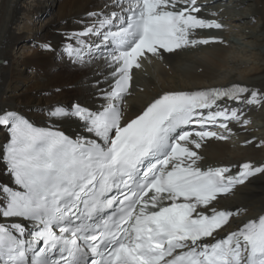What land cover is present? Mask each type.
I'll list each match as a JSON object with an SVG mask.
<instances>
[{
    "label": "snow or ice",
    "instance_id": "6c2138e0",
    "mask_svg": "<svg viewBox=\"0 0 264 264\" xmlns=\"http://www.w3.org/2000/svg\"><path fill=\"white\" fill-rule=\"evenodd\" d=\"M111 3L113 11L88 13L67 46L76 61L109 50L105 104L49 112L78 118L91 137L73 139L17 112L0 113L10 133L0 158L13 177L0 185V264H264V215L221 236L239 210L218 209L219 197L264 166L205 168L194 150L206 138L227 139L210 125L230 132L223 121H240L227 101L264 106V92L240 84L165 92L121 123L133 69L148 54L207 45L216 38L195 33L222 25L204 18L197 0ZM193 124L200 130H185Z\"/></svg>",
    "mask_w": 264,
    "mask_h": 264
},
{
    "label": "bare ground",
    "instance_id": "6f19581e",
    "mask_svg": "<svg viewBox=\"0 0 264 264\" xmlns=\"http://www.w3.org/2000/svg\"><path fill=\"white\" fill-rule=\"evenodd\" d=\"M110 8H113L111 0H0V113L18 110L39 125L56 126L73 135L84 133L83 123L78 118L50 117L49 112L56 108L71 112L74 102L94 109L103 100L100 94L110 81V70L104 57L73 64L59 53L65 43H74L68 37L85 26L90 20L88 13ZM215 9L218 13L203 11L202 15L224 27H231V32L225 30L221 41L172 53L162 52V56L144 60L145 69H135L134 83L126 98L127 118L167 91L240 84L264 92V0H230L229 3L220 2ZM229 12L232 15L227 14ZM254 18L256 21L251 24ZM233 21L242 23L238 25ZM19 22L24 25L19 27ZM199 36L215 37L218 34L210 30ZM240 36L255 40L261 50V64L254 59L248 64L250 60L229 58L231 38L239 43ZM46 44L50 47L44 51L40 45ZM229 64L235 70L242 64L245 67L221 80L222 69ZM243 105L246 117L259 115L264 120V107ZM258 128L264 130V124L256 128L249 124L245 127L234 124L230 129L237 143L230 139L206 138L200 149L192 147L202 156L199 163L203 167L239 166L244 162L261 167L264 166V132L260 133ZM251 138L253 142L249 143ZM5 140L6 131L0 128V154ZM12 184L13 177L0 158V185ZM218 207L233 209L235 213L239 210L230 223L234 229L250 218L264 215V173L218 198Z\"/></svg>",
    "mask_w": 264,
    "mask_h": 264
},
{
    "label": "rangeland",
    "instance_id": "374dc122",
    "mask_svg": "<svg viewBox=\"0 0 264 264\" xmlns=\"http://www.w3.org/2000/svg\"><path fill=\"white\" fill-rule=\"evenodd\" d=\"M225 2L229 3L230 0L229 1L226 0ZM245 7H246V5H245ZM246 8H248V6ZM253 20L254 21H251V24L256 21L255 18ZM233 22H235V23L237 22L238 23V21H233ZM240 23H242V22H239L238 25H241ZM23 25H24L23 22H19V25L18 26L19 27H22ZM226 30H229L231 32V27H227ZM229 31H227V32H229ZM251 39H250V37H245V36L241 37L240 36L239 43H236L237 40L232 37L231 38V41L229 43L230 44L229 46L231 47L230 52H228L229 58L230 57L231 58L232 57L233 58L235 57L236 60H239V59L241 61H244L245 60L244 62H247L248 60H250V61H248V64L254 59L257 63H260L261 64V50H260V47L254 43L255 40L253 38H251ZM230 65L231 64H229V67L228 66L226 67L227 69L226 68L222 69L223 70L222 71L223 73H222V77H220L221 80L227 79L228 77H231L230 75L236 74L238 72V70L239 71H242L244 69V67H245L242 64V65H239L237 67V69L235 70V69L230 68ZM229 73H231V74H229ZM224 75H226V76H224ZM180 78H182V77H180ZM262 107H264V106H262ZM251 122L253 123V124L250 125V126H252V128H256V126L262 127L263 124H264V120L259 115L253 116L251 118ZM260 129H261V131H260ZM256 130H258L260 133H263L264 132V130L262 128H258ZM233 139L235 141H232L230 139L231 142H233L234 144L237 143V139L236 138H233Z\"/></svg>",
    "mask_w": 264,
    "mask_h": 264
}]
</instances>
